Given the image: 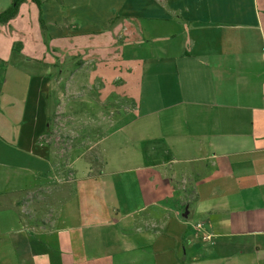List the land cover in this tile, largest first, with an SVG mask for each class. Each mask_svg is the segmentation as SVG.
<instances>
[{
  "label": "crops",
  "instance_id": "obj_1",
  "mask_svg": "<svg viewBox=\"0 0 264 264\" xmlns=\"http://www.w3.org/2000/svg\"><path fill=\"white\" fill-rule=\"evenodd\" d=\"M149 2L114 39L134 92L88 106L92 130L115 124L95 170L86 145L56 149L50 69L10 45L0 264H264V0ZM104 49L88 46V88Z\"/></svg>",
  "mask_w": 264,
  "mask_h": 264
},
{
  "label": "rangeland",
  "instance_id": "obj_2",
  "mask_svg": "<svg viewBox=\"0 0 264 264\" xmlns=\"http://www.w3.org/2000/svg\"><path fill=\"white\" fill-rule=\"evenodd\" d=\"M10 1L0 0V10ZM150 5L149 0H42L39 6L32 0H23L14 17L0 22V78L4 75L2 60L8 59L10 45L38 60L39 67L44 64L49 68V98L56 103L50 116V138L56 141V149L61 153L69 146L86 145V157L94 170L101 163L97 155L102 147V143L96 145L95 138L99 137L98 133L111 132L115 124L110 119L112 112L108 110L102 130H92L88 106H96L97 98L103 94V98L108 99L107 105L120 107L123 97H130L134 92L133 81L125 68L127 64L118 57L121 54L119 41L114 39L118 35V20L127 15L125 11L131 13L129 8L139 11V8H151ZM61 18L62 22L56 28L54 19ZM91 34L95 36L92 43L105 46L104 51L111 52L112 57L99 66L105 71L103 77L92 78L89 83L95 86L88 88V63L89 67L95 63L88 56ZM9 68L11 72L18 66L9 63ZM11 75L8 72L6 77ZM22 81L25 85L26 79ZM97 81L101 85L97 86ZM11 83L8 81L7 86ZM62 159L64 164L63 156ZM3 203L0 198V206Z\"/></svg>",
  "mask_w": 264,
  "mask_h": 264
},
{
  "label": "trees",
  "instance_id": "obj_3",
  "mask_svg": "<svg viewBox=\"0 0 264 264\" xmlns=\"http://www.w3.org/2000/svg\"><path fill=\"white\" fill-rule=\"evenodd\" d=\"M22 1L23 0H11L10 3L5 8L0 10V22H6L10 18L14 17V15L18 11L19 4ZM32 1L36 2L39 6L42 3V0H32ZM40 20H41V18H40Z\"/></svg>",
  "mask_w": 264,
  "mask_h": 264
},
{
  "label": "built area",
  "instance_id": "obj_4",
  "mask_svg": "<svg viewBox=\"0 0 264 264\" xmlns=\"http://www.w3.org/2000/svg\"><path fill=\"white\" fill-rule=\"evenodd\" d=\"M263 48H264V46H263Z\"/></svg>",
  "mask_w": 264,
  "mask_h": 264
}]
</instances>
